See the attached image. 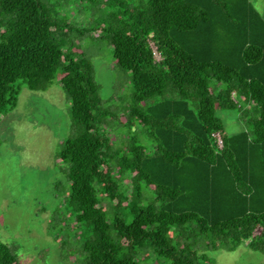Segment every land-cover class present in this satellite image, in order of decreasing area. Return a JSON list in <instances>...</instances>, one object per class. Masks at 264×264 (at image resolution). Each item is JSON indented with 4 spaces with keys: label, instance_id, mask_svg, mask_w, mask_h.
Here are the masks:
<instances>
[{
    "label": "trees",
    "instance_id": "trees-1",
    "mask_svg": "<svg viewBox=\"0 0 264 264\" xmlns=\"http://www.w3.org/2000/svg\"><path fill=\"white\" fill-rule=\"evenodd\" d=\"M109 2L120 7L96 30L132 73L124 125L137 121L151 138L146 145L132 136L116 151L92 61L66 48V24L40 0H0L13 16L0 21V120L18 103L19 79L31 90L58 79L72 101L78 133L59 159L69 164L75 221L94 234L81 245V264H139L143 250L172 264H216L200 245L245 242L264 252L263 16L250 0ZM218 109L237 110L250 128L227 134ZM0 264H22L2 240Z\"/></svg>",
    "mask_w": 264,
    "mask_h": 264
},
{
    "label": "rangeland",
    "instance_id": "rangeland-1",
    "mask_svg": "<svg viewBox=\"0 0 264 264\" xmlns=\"http://www.w3.org/2000/svg\"><path fill=\"white\" fill-rule=\"evenodd\" d=\"M121 1L134 6L146 0ZM250 1L264 18V0ZM40 2L49 16L66 24V48L84 52L92 61L99 85L100 119L112 137L113 150L127 149L132 136L150 144L151 138L137 121L131 128L124 125L133 105L132 73L115 62L111 43L96 30L98 22L115 12L120 3ZM12 17L0 11L4 24ZM3 30L0 27V39ZM156 56L160 58L158 52ZM15 84L21 86L18 103L0 120V240L9 244L22 264H81V245L94 234L90 223L75 221L69 204V164L59 159L65 140L78 133L70 95L58 79L39 90L29 89L22 79ZM217 115L227 134L250 128L248 119L240 117L237 110L218 109ZM106 206L111 220L112 207L109 203ZM200 247V252L206 251L216 264H264V252L250 248L247 242L233 250ZM136 259L139 264H172L152 250L139 251Z\"/></svg>",
    "mask_w": 264,
    "mask_h": 264
},
{
    "label": "built area",
    "instance_id": "built-area-1",
    "mask_svg": "<svg viewBox=\"0 0 264 264\" xmlns=\"http://www.w3.org/2000/svg\"><path fill=\"white\" fill-rule=\"evenodd\" d=\"M154 48V51H155V55H156V52H157V49L155 46H153ZM157 57V56H156ZM158 59V58H157ZM213 137L215 138L216 142H217V145L219 148H222L223 147V138L221 136V134L219 132H214L213 134Z\"/></svg>",
    "mask_w": 264,
    "mask_h": 264
}]
</instances>
